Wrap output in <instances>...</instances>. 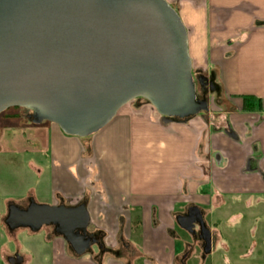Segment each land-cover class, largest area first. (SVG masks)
Masks as SVG:
<instances>
[{"label":"crops","instance_id":"obj_1","mask_svg":"<svg viewBox=\"0 0 264 264\" xmlns=\"http://www.w3.org/2000/svg\"><path fill=\"white\" fill-rule=\"evenodd\" d=\"M166 1L187 31L193 70L220 88L214 108L180 124L137 99L86 138L5 116L0 187L2 165L13 157H31L35 184L18 196L0 189V264L15 256L19 264H190L193 235L177 218L191 208L203 214L212 251L225 221L242 219L231 216L234 204L264 218V0ZM244 97L261 108L244 111ZM31 199L85 204L99 243L78 257L51 227L42 239L10 232L9 207L26 209Z\"/></svg>","mask_w":264,"mask_h":264},{"label":"water","instance_id":"obj_2","mask_svg":"<svg viewBox=\"0 0 264 264\" xmlns=\"http://www.w3.org/2000/svg\"><path fill=\"white\" fill-rule=\"evenodd\" d=\"M217 89L193 74L187 31L166 0H0V114L23 109L35 125L86 138L137 99L166 121L187 123L210 112L208 95ZM177 223L191 235L198 229L211 253L212 233L198 208ZM5 225L33 234L51 227L78 257L97 243L85 204L31 199L26 209L10 206Z\"/></svg>","mask_w":264,"mask_h":264},{"label":"rangeland","instance_id":"obj_3","mask_svg":"<svg viewBox=\"0 0 264 264\" xmlns=\"http://www.w3.org/2000/svg\"><path fill=\"white\" fill-rule=\"evenodd\" d=\"M193 74H196L195 70H193ZM216 92L220 93L219 90ZM214 95L215 92L208 95L211 108H214L215 105ZM5 116L18 119L26 118L25 111L16 108L0 114V123L5 122ZM30 161L31 157H13L12 165L4 162L1 168V193L18 196L35 184V177L30 170ZM236 206L234 204L232 207L231 216L240 214L242 219L225 221L221 228V236L217 239V242L221 241L210 254L206 255L203 252V242L199 236L192 237L195 245L190 244L188 246L191 250V256H194L196 260L190 264H264V218H258L260 216L258 209L247 210ZM45 233L44 228L37 235H40L39 237L42 239Z\"/></svg>","mask_w":264,"mask_h":264},{"label":"trees","instance_id":"obj_4","mask_svg":"<svg viewBox=\"0 0 264 264\" xmlns=\"http://www.w3.org/2000/svg\"><path fill=\"white\" fill-rule=\"evenodd\" d=\"M243 102H244V107H243L244 111H254L256 109L261 108L260 101L255 100L254 97H244Z\"/></svg>","mask_w":264,"mask_h":264},{"label":"flooded vegetation","instance_id":"obj_5","mask_svg":"<svg viewBox=\"0 0 264 264\" xmlns=\"http://www.w3.org/2000/svg\"><path fill=\"white\" fill-rule=\"evenodd\" d=\"M195 75H197V74H195ZM199 96L201 97V93H200V92H199ZM31 114H32L31 112H28V111L25 110V117H26L27 119H28V117H29ZM197 236H199V235H198V232L195 233V234H193V237H197ZM94 239L96 240L97 243H99V241H100L99 239H100V238H98V237L95 235V236H94ZM97 243H96V244H97ZM203 248H204V243H203V245H202V250H203ZM203 252H204V251H203Z\"/></svg>","mask_w":264,"mask_h":264}]
</instances>
